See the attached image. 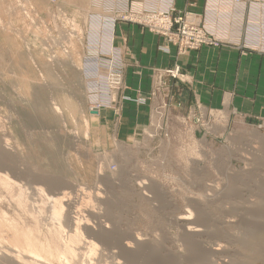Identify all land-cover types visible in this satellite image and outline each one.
<instances>
[{
    "label": "rangeland",
    "instance_id": "1",
    "mask_svg": "<svg viewBox=\"0 0 264 264\" xmlns=\"http://www.w3.org/2000/svg\"><path fill=\"white\" fill-rule=\"evenodd\" d=\"M122 24L166 52L264 55V0H204L200 13L173 0H0V264H264V120L171 111L164 79L185 80L178 67L153 68L146 98L125 96ZM126 100H149L146 120L122 116ZM68 236L75 255L56 248ZM24 239L41 257L20 252Z\"/></svg>",
    "mask_w": 264,
    "mask_h": 264
},
{
    "label": "crops",
    "instance_id": "2",
    "mask_svg": "<svg viewBox=\"0 0 264 264\" xmlns=\"http://www.w3.org/2000/svg\"><path fill=\"white\" fill-rule=\"evenodd\" d=\"M173 3L178 10L200 13L204 0H173ZM245 16L248 22L257 20L251 9ZM245 16H236V22L240 24L236 26L237 34L244 33L240 21ZM232 20L235 24L234 16ZM115 41L125 65V96L146 98L151 89L153 68L178 67L185 80L164 79L163 96L171 111L180 113L198 103L208 108L233 109L237 118L246 123L264 120V55L254 52L242 54L237 48L225 46H202L198 50L179 54L176 47L170 45L166 52L161 49V37L131 24L117 27ZM150 106L149 100L143 105L126 100L122 116L132 117L131 121L133 116L136 117L135 123L140 121V117L146 120ZM100 116L111 117V112L100 111ZM141 126L137 124L135 127Z\"/></svg>",
    "mask_w": 264,
    "mask_h": 264
},
{
    "label": "bare ground",
    "instance_id": "3",
    "mask_svg": "<svg viewBox=\"0 0 264 264\" xmlns=\"http://www.w3.org/2000/svg\"><path fill=\"white\" fill-rule=\"evenodd\" d=\"M31 167H37V165L35 163H33L31 165ZM38 173V172H37ZM4 182V181H3ZM6 184H10L9 182H5ZM61 199L59 198H52V206H53V213L55 215H59V213L61 212V208L57 206V204H59ZM23 198H22V202H23ZM21 203V197L18 195V205ZM26 203V201L24 202V204ZM58 207V208H57ZM188 230H190V228H188ZM192 231H198L199 229H191ZM57 231H59V229L54 230L53 231V235H55L57 233ZM80 240L78 237L73 239V236H68L67 239L61 241V243L57 246L56 248H59V253H65V252H70L71 254L75 255L76 251L74 249L75 245H79L80 244ZM23 244H22V249L20 252H23L26 256L28 255L30 258L31 257H41L40 255V248L37 245L31 244L29 243V241L27 239L23 240ZM9 252V251H8ZM6 253V252H5ZM23 254V255H24ZM7 255V254H6ZM21 255V254H20ZM10 256V255H9ZM12 257V256H11ZM18 257V256H17ZM23 257V256H22ZM20 258V257H19ZM18 259V258H17ZM21 261V258H20ZM23 262V261H22ZM30 262V261H29ZM28 262V263H29ZM27 263V264H28ZM30 264V263H29Z\"/></svg>",
    "mask_w": 264,
    "mask_h": 264
},
{
    "label": "built area",
    "instance_id": "4",
    "mask_svg": "<svg viewBox=\"0 0 264 264\" xmlns=\"http://www.w3.org/2000/svg\"><path fill=\"white\" fill-rule=\"evenodd\" d=\"M160 16V18H162L161 20H163V21H168L167 20V18L165 17V16H163V15H159ZM151 22H150V26L152 27V28H155V29H160V27H159V22L157 21V14H155V17H154V19H152V20H150ZM164 30V29H163ZM188 44H189V46L191 47V44H190V41L188 42Z\"/></svg>",
    "mask_w": 264,
    "mask_h": 264
}]
</instances>
